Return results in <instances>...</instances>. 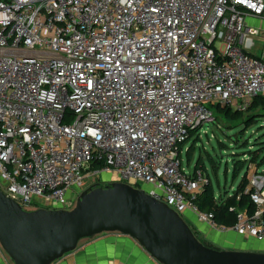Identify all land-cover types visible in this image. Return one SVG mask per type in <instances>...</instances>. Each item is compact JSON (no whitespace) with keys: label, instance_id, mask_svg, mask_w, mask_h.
Returning <instances> with one entry per match:
<instances>
[{"label":"built area","instance_id":"obj_1","mask_svg":"<svg viewBox=\"0 0 264 264\" xmlns=\"http://www.w3.org/2000/svg\"><path fill=\"white\" fill-rule=\"evenodd\" d=\"M248 15L264 18V0H0V190L25 209H72L112 173L263 241L262 171L250 166L254 211L224 227L194 202L209 179L180 148L210 105L246 112L264 96Z\"/></svg>","mask_w":264,"mask_h":264},{"label":"water","instance_id":"obj_2","mask_svg":"<svg viewBox=\"0 0 264 264\" xmlns=\"http://www.w3.org/2000/svg\"><path fill=\"white\" fill-rule=\"evenodd\" d=\"M94 184L72 209L28 210L0 190V244L13 264H54L81 240L103 233L133 238L159 264H264V252L223 249L145 189Z\"/></svg>","mask_w":264,"mask_h":264},{"label":"rangeland","instance_id":"obj_3","mask_svg":"<svg viewBox=\"0 0 264 264\" xmlns=\"http://www.w3.org/2000/svg\"><path fill=\"white\" fill-rule=\"evenodd\" d=\"M257 118L258 120L253 124L244 126L239 122H228V120L215 109L214 119L203 124L200 127L199 133L183 147L182 160L185 170L188 173H193L196 163L199 159H202L207 168L206 172H202L206 176L208 172L216 192L221 195L226 191V195L231 196L235 192L243 176V173H241L238 177L234 178L233 169L235 162L241 159L249 162V160H251V154L254 152L258 153L260 162H263L264 115L258 116ZM192 146L194 148V153L189 161L188 149ZM102 178L112 181L116 180V176L112 175V173L103 174ZM140 187L148 191L151 185L142 182L140 183ZM38 207L39 205H33L28 210H37ZM184 218L201 240L223 248L218 238L223 237V234L220 233L228 234V231L223 232L209 227L206 222L199 220L198 217L190 211L184 214ZM0 250L11 261L1 244Z\"/></svg>","mask_w":264,"mask_h":264},{"label":"crops","instance_id":"obj_4","mask_svg":"<svg viewBox=\"0 0 264 264\" xmlns=\"http://www.w3.org/2000/svg\"><path fill=\"white\" fill-rule=\"evenodd\" d=\"M246 25L258 30L257 34L251 35L252 42L247 47L248 53L264 59V18L248 15ZM228 232V234L220 233L223 237L218 238L223 248L264 252V240L258 241L254 237L242 236L234 231ZM112 262L159 264L133 238L120 233H103L86 238L79 243L77 250L54 264H109ZM0 264H13L1 250Z\"/></svg>","mask_w":264,"mask_h":264},{"label":"trees","instance_id":"obj_5","mask_svg":"<svg viewBox=\"0 0 264 264\" xmlns=\"http://www.w3.org/2000/svg\"><path fill=\"white\" fill-rule=\"evenodd\" d=\"M210 107L213 112L215 109L218 110L230 123L239 122L241 125L249 126L258 120V116L264 115V96L256 97L253 104L246 112L234 111L229 107H222L220 105H210ZM200 127L201 125L189 129L188 139L180 146L182 150L184 145L199 133ZM193 153L194 148L192 146L188 149L189 161L191 160ZM262 161L263 162H260L258 153L254 152L251 154V160H249V162L242 159L235 162L233 169L234 178L238 177L241 173H243V176L235 192L231 196H227L226 191L219 195L207 172L209 183L206 184L202 193L194 200L200 211L213 213L215 221L224 227H231L237 222L236 209H247L249 212H253L255 206L251 201L250 195L246 192L249 183V168L253 165L264 174V159ZM206 170L205 163L202 159H199L195 165L193 173L196 174L198 171L206 172Z\"/></svg>","mask_w":264,"mask_h":264}]
</instances>
